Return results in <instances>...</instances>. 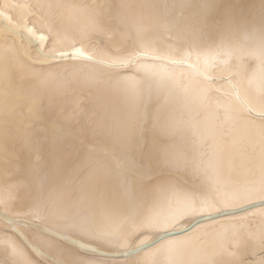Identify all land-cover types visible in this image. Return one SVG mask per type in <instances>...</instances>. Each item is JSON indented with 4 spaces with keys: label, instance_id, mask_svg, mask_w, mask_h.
<instances>
[{
    "label": "bare ground",
    "instance_id": "bare-ground-1",
    "mask_svg": "<svg viewBox=\"0 0 264 264\" xmlns=\"http://www.w3.org/2000/svg\"><path fill=\"white\" fill-rule=\"evenodd\" d=\"M175 3L0 0V264H234L233 238L264 240V43L173 37ZM234 6L264 12L217 19ZM153 141L165 162L137 167Z\"/></svg>",
    "mask_w": 264,
    "mask_h": 264
},
{
    "label": "snow or ice",
    "instance_id": "snow-or-ice-1",
    "mask_svg": "<svg viewBox=\"0 0 264 264\" xmlns=\"http://www.w3.org/2000/svg\"><path fill=\"white\" fill-rule=\"evenodd\" d=\"M221 0H176L175 7L178 14L175 20V30L172 32L173 37L183 39L185 41L192 40L194 42H200L206 36L219 32L222 35H230L234 30L241 31L246 30L252 35H258L261 42L264 43V12L261 13L259 18H251L242 21L240 24H235L232 17L239 11L237 6L225 13V16L221 19H217V12L220 8ZM17 7L25 8L26 4L17 5ZM5 14L0 11V17H4ZM11 22V17H7ZM223 25L221 27L220 25ZM102 27V26H101ZM33 31V29H28ZM148 39L147 36H140L134 41V44L138 46ZM169 43L174 41L170 38ZM159 44V41H157ZM127 50V49H126ZM163 50V49H162ZM135 57L127 65L131 67L135 62ZM45 99L47 94L45 93ZM50 106H57L54 102L50 101ZM76 118L78 121L83 122L84 125L91 128L95 132H104L96 120V115L93 112L88 111L85 108L74 107L72 109V115L69 119ZM155 131V129H154ZM42 129L37 128L35 135L38 138H42ZM162 135V133H161ZM139 137V131L133 130L128 135L119 141V146L123 152H127L130 141ZM165 148L153 141L148 147L147 153L140 160H135L134 164L137 167H142L147 170H151L153 164L159 166L165 162ZM170 165V162H168ZM13 167L18 170L19 165L13 163ZM111 174V168L107 161H96L95 170L93 172L94 182L106 179ZM223 211V209H221ZM94 235V234H93ZM228 247H233L231 256L234 260V264H264V240L256 238V234L249 230L247 233L233 238L232 243L220 250V254L223 255L227 252ZM253 257H259V259H252Z\"/></svg>",
    "mask_w": 264,
    "mask_h": 264
},
{
    "label": "water",
    "instance_id": "water-1",
    "mask_svg": "<svg viewBox=\"0 0 264 264\" xmlns=\"http://www.w3.org/2000/svg\"><path fill=\"white\" fill-rule=\"evenodd\" d=\"M69 55H74V54H71V53H65V54H63V55H51V56H69ZM78 56H80V54H78ZM228 82H230V80H228ZM231 84V83H230ZM234 90H235V92H236V95H237V97L240 99V97H239V95H238V92H237V90L234 88ZM241 100V99H240ZM243 103V102H242ZM247 109H248V107H246ZM249 111V110H248ZM250 112V111H249ZM250 113H252V112H250ZM252 114H255L254 112L252 113ZM256 115V114H255ZM181 231H183V230H179V231H174V232H171V233H169V234H174V233H179V232H181ZM163 236V235H162ZM97 251V250H96ZM98 252V251H97ZM100 253H103V254H106V255H108L109 253H105V252H102V251H100ZM109 255H112V256H118L119 254H109Z\"/></svg>",
    "mask_w": 264,
    "mask_h": 264
}]
</instances>
